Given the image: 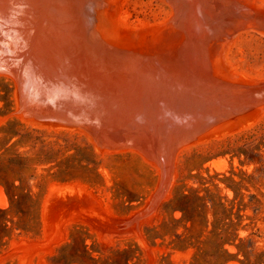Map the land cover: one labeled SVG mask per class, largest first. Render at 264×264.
I'll list each match as a JSON object with an SVG mask.
<instances>
[{
	"label": "water",
	"instance_id": "1",
	"mask_svg": "<svg viewBox=\"0 0 264 264\" xmlns=\"http://www.w3.org/2000/svg\"><path fill=\"white\" fill-rule=\"evenodd\" d=\"M120 0H0V73L17 83V115L34 125L83 130L99 151L135 149L157 165L158 188L124 220L82 188L58 185L48 196L46 240L64 238L67 219L88 222L104 242L151 223L176 178L186 145L246 125L264 110V81L234 75L223 55L246 29L264 35L260 0H165L171 19L134 30L113 21Z\"/></svg>",
	"mask_w": 264,
	"mask_h": 264
},
{
	"label": "rangeland",
	"instance_id": "2",
	"mask_svg": "<svg viewBox=\"0 0 264 264\" xmlns=\"http://www.w3.org/2000/svg\"><path fill=\"white\" fill-rule=\"evenodd\" d=\"M260 2L264 4V0ZM172 13L173 5L165 0H120L113 6V21L120 28H155L167 23ZM223 61L234 75L264 81V35L256 30H244L227 46ZM17 111V83L12 76L0 73V137L4 136L2 129L10 121L19 123L10 126L29 136L17 148L28 152L31 160V168L21 176L24 181L31 174L36 176L27 182L34 195L32 206L25 208L28 214L20 213L0 184V208L7 211L4 215L7 221L0 224V264H55L54 257L72 242L75 229L81 230L89 247L94 246L105 254L112 248H125L133 243L141 250L140 264H191L196 248H174L172 225L162 226L171 214L162 205L173 197L177 185L203 188L206 181L212 190V181L220 183L222 195L229 201L234 200L235 212L241 207L240 237L251 238L257 252L264 250V110L244 126L219 137L190 143L179 151L175 159L176 178L168 197L158 204L151 223L144 222L139 227L147 245L153 247L154 262L149 261L148 252L135 233L114 235L112 242L107 243L88 222L74 218L61 226L62 240L32 250L33 243L48 239L45 209L48 196L56 186H78L99 203L105 215L126 220L149 203L162 172L139 150L99 151L83 130L34 125L17 115ZM20 139L14 137L7 145L6 140L0 139V154ZM251 196H256L252 202ZM258 201L262 206L255 212L253 207ZM244 203L248 206L243 207ZM174 216L178 218L181 213L177 211ZM209 217L213 219L212 212ZM19 221L26 222L28 229L18 228ZM148 228L155 229L156 240L148 237ZM183 231L180 227L179 233ZM226 248L230 253L225 255L230 259L227 264H243L244 255L237 254L235 244L228 243ZM220 253L218 249H208L202 258L214 260Z\"/></svg>",
	"mask_w": 264,
	"mask_h": 264
},
{
	"label": "trees",
	"instance_id": "3",
	"mask_svg": "<svg viewBox=\"0 0 264 264\" xmlns=\"http://www.w3.org/2000/svg\"><path fill=\"white\" fill-rule=\"evenodd\" d=\"M10 124L19 123L16 120L10 121L7 126L3 127L4 136L0 139L6 140V145L14 137L19 136L21 139L13 143L11 147H5V145V150L0 154V184L5 187L11 203L19 207L20 213L28 214L25 208L32 206L34 195L27 182L36 176L35 174L29 175L26 181L21 176L25 170L31 168V160L27 155L28 152H21L17 144L23 143L29 134L20 132L18 128H12ZM207 183V181L203 182L205 185L203 188L188 187L186 184L177 185L173 197L163 203V210L171 215L162 226L172 225L175 237L174 248L180 250L196 248L191 264H227L230 259L225 255H230V253L226 245L230 243L236 245L237 254L244 255L243 264H264V250L257 252L251 238H242L239 235L243 222L241 207H238L235 212L234 200L229 201L226 196L222 195L219 182L212 181L213 190L208 185L206 186ZM229 186L234 189L235 193H238L233 185L229 184ZM255 198L256 196H251L250 202ZM242 205L243 207L248 206L247 203ZM261 206L262 203L258 201L253 207L254 211L260 210ZM177 211L181 213L178 218L174 216ZM210 212H212V220L209 217ZM5 213L7 214V211L0 208V224L7 221ZM16 225L18 228L28 229L26 222L19 221ZM180 227L184 228L181 233H179ZM154 233V228L147 229V235L152 240L157 238ZM71 238L72 242L63 246L54 257L55 264L141 263L142 253L136 244L131 243L125 248H112L105 254L94 246L89 247L79 229L73 231ZM237 241L239 243H236ZM208 249H218L221 253L214 260H203L202 256L208 252ZM94 252L98 254L95 255Z\"/></svg>",
	"mask_w": 264,
	"mask_h": 264
}]
</instances>
